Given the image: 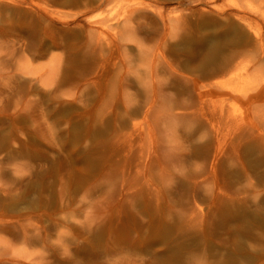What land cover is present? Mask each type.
<instances>
[{
    "label": "rangeland",
    "instance_id": "1",
    "mask_svg": "<svg viewBox=\"0 0 264 264\" xmlns=\"http://www.w3.org/2000/svg\"><path fill=\"white\" fill-rule=\"evenodd\" d=\"M0 264H264V0H0Z\"/></svg>",
    "mask_w": 264,
    "mask_h": 264
}]
</instances>
